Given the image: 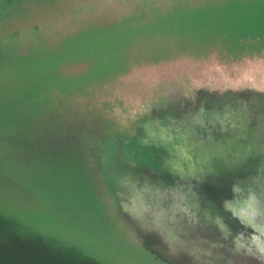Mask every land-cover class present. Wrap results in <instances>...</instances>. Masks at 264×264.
<instances>
[{
    "label": "rangeland",
    "instance_id": "1",
    "mask_svg": "<svg viewBox=\"0 0 264 264\" xmlns=\"http://www.w3.org/2000/svg\"><path fill=\"white\" fill-rule=\"evenodd\" d=\"M0 264H264V0H0Z\"/></svg>",
    "mask_w": 264,
    "mask_h": 264
}]
</instances>
